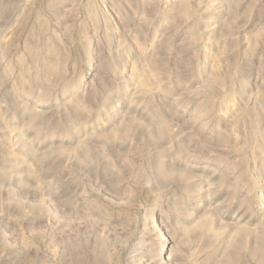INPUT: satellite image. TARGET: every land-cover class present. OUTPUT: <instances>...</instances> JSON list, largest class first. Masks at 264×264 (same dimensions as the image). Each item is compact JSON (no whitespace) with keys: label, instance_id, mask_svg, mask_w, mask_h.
<instances>
[{"label":"rangeland","instance_id":"obj_1","mask_svg":"<svg viewBox=\"0 0 264 264\" xmlns=\"http://www.w3.org/2000/svg\"><path fill=\"white\" fill-rule=\"evenodd\" d=\"M0 264H264V0H0Z\"/></svg>","mask_w":264,"mask_h":264}]
</instances>
